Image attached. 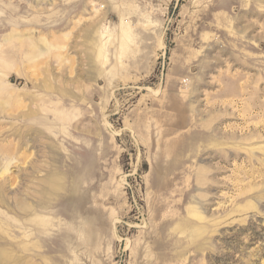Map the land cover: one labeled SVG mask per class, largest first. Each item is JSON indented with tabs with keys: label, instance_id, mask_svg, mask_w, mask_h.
<instances>
[{
	"label": "rangeland",
	"instance_id": "1",
	"mask_svg": "<svg viewBox=\"0 0 264 264\" xmlns=\"http://www.w3.org/2000/svg\"><path fill=\"white\" fill-rule=\"evenodd\" d=\"M14 30L79 98L44 136L0 116V264H264V0H0Z\"/></svg>",
	"mask_w": 264,
	"mask_h": 264
},
{
	"label": "bare ground",
	"instance_id": "2",
	"mask_svg": "<svg viewBox=\"0 0 264 264\" xmlns=\"http://www.w3.org/2000/svg\"><path fill=\"white\" fill-rule=\"evenodd\" d=\"M15 26L17 27V25ZM41 29H43V27ZM16 31L14 30L13 33L7 34L2 39V41H0V116L3 117L10 116L15 118V122L18 120L17 122L20 121L24 123L23 125L25 126V129L22 130L20 128L18 129V136L20 138H22L25 134H30L31 131L34 133V136H35V132H39V135L44 136L45 132L44 133L43 131L41 132L37 128V126L39 125L45 126L46 129V125H48L49 123L55 125L50 127L49 129L57 128L58 130L61 131L62 129H59V127L57 126H60L61 124L63 125L66 124L67 126V123L70 122L72 119L71 118L72 115L70 116V114L67 113L68 111L64 108L65 104L64 106L62 104L63 102L62 103H59L58 101L52 102L49 98V95L51 94V92L55 91L57 92V94L60 95L61 98L63 96H69V97L71 96L74 98L77 97L79 98L78 95L76 96L74 91L68 89L69 87L68 82L70 81V79H65V80L58 79L56 78L55 75H53V73L50 72L51 69L49 68V65H50V61L53 58H55V61L58 62L57 65L60 66L61 71H63L61 66L63 67L66 66L63 65V63L61 62V56H63L61 55V52L63 49L66 50L65 44L61 43L62 40L61 37L56 38L54 41H50L45 37L38 38L37 36L36 38L33 34L34 32L33 33L30 32L31 30L29 32L27 30L26 33L25 32L23 33L22 31L19 32ZM66 37L67 36H65L63 39H66ZM83 37H84L83 45H85L84 47H86L84 48L85 50L83 51L85 54L84 58L87 59L90 68V70H88L84 74V76L86 79H92L93 73L91 71L92 68L91 62L94 59L91 56L92 55L91 49H93V46L90 43L93 39V33L91 32V30H85V32L83 33ZM70 62L71 61H69V63ZM8 63L9 64L11 63L13 66L16 67L15 71L18 74L24 76L25 79L27 78L26 80L28 81L24 84L25 89L17 90L11 84H8L7 81H5L6 79L5 76H7L9 69ZM94 63L95 61L93 62V64ZM38 66H42V67H38ZM31 68L33 69L31 70ZM64 70L66 69L64 68ZM41 71L43 72L44 76L42 78L36 77V75L38 76V74H40ZM58 76H61V74H59ZM75 78L77 79L76 76ZM29 85H31V87H33L34 89L35 88L42 89L46 93L44 92V94L42 95L38 92L36 93L35 90L27 89ZM75 87L76 86H74V88ZM78 87L80 88V86ZM49 106H51L52 108L50 107L49 109ZM4 133H6V130H3V128H1L0 126V136L4 135ZM15 149H17V147L14 146L12 147L9 145L4 148L0 147V163L3 164V169L1 172L2 174L8 170L9 164L14 159ZM0 195H2L1 188H0ZM42 200L43 199H41V202L44 203V201Z\"/></svg>",
	"mask_w": 264,
	"mask_h": 264
}]
</instances>
